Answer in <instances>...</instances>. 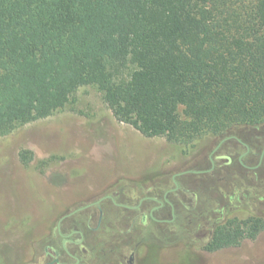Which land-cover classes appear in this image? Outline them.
<instances>
[{
    "label": "trees",
    "instance_id": "trees-1",
    "mask_svg": "<svg viewBox=\"0 0 264 264\" xmlns=\"http://www.w3.org/2000/svg\"><path fill=\"white\" fill-rule=\"evenodd\" d=\"M90 85L147 138L261 126L264 0H0V137ZM263 231L231 219L205 250Z\"/></svg>",
    "mask_w": 264,
    "mask_h": 264
},
{
    "label": "rangeland",
    "instance_id": "rangeland-1",
    "mask_svg": "<svg viewBox=\"0 0 264 264\" xmlns=\"http://www.w3.org/2000/svg\"><path fill=\"white\" fill-rule=\"evenodd\" d=\"M182 120L186 121L183 114ZM254 127L246 128L254 134L258 132ZM259 127L264 131V124ZM219 141L220 137L206 131L172 141L147 138L115 118L96 86L80 87L70 102L50 117L0 137V264L37 260L44 238L52 235L58 219L72 204L75 209L87 203L92 194L133 189L143 195L153 180L164 179L168 188L174 173L209 169V155ZM230 146L233 154L224 148L219 155L230 157L232 163L216 178L211 174L184 178L187 182L203 181V186L193 190L207 205V226L193 213V223L183 219L189 224L175 226L173 233L154 228L152 241L163 248L152 245L140 264H264V231L239 247L216 252L203 249L216 222L223 219V204L219 205L222 195L227 194L229 199L234 195L222 181L224 175L239 180L238 189L248 197L228 208L225 219H264V166L257 174L242 169L238 157L243 147L234 143ZM23 160L29 163L25 165Z\"/></svg>",
    "mask_w": 264,
    "mask_h": 264
},
{
    "label": "flooded vegetation",
    "instance_id": "flooded-vegetation-1",
    "mask_svg": "<svg viewBox=\"0 0 264 264\" xmlns=\"http://www.w3.org/2000/svg\"><path fill=\"white\" fill-rule=\"evenodd\" d=\"M254 128L258 131L254 134L244 127L239 132L233 131L225 137H220V141L209 155V169L174 173L171 177V187H164L167 185L164 184V179H158L150 183L143 195H139L133 189L113 193L102 190L100 193L90 195L85 201L87 203L75 209L72 204L67 213L53 226L52 235L48 239L44 238L39 258L29 264H140L145 251L152 245L159 246L152 241L154 228H164L163 233L167 231L173 233L175 226L189 224L184 223L186 218L192 224L193 213L199 222L207 226L209 223L205 215L207 205L200 202L197 190H193L203 186V181L192 179L188 180L191 182H187L184 178L192 174H211L216 178L217 174H220L219 171L232 163L230 157L219 155L224 148L227 153L233 154L231 143L244 149L238 157L240 167L257 174L264 166V131L259 126ZM223 160L228 162L220 163ZM222 181H226L227 188L234 190V195L230 199L224 194L223 200L219 203L220 206L223 204L221 215L225 219L228 208L233 207L236 201L242 203V200L248 197L238 189L239 180L224 175ZM189 202H193L192 206H188ZM223 219L216 222V228L231 220ZM214 232L215 230L212 231L206 245ZM206 245L203 246L204 250Z\"/></svg>",
    "mask_w": 264,
    "mask_h": 264
}]
</instances>
